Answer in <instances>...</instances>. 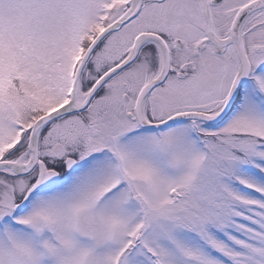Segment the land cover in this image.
<instances>
[{"label":"snow or ice","instance_id":"obj_1","mask_svg":"<svg viewBox=\"0 0 264 264\" xmlns=\"http://www.w3.org/2000/svg\"><path fill=\"white\" fill-rule=\"evenodd\" d=\"M0 264H264V0H0Z\"/></svg>","mask_w":264,"mask_h":264}]
</instances>
